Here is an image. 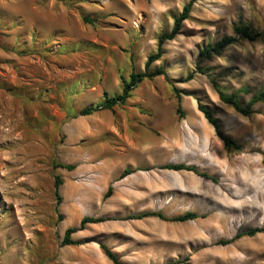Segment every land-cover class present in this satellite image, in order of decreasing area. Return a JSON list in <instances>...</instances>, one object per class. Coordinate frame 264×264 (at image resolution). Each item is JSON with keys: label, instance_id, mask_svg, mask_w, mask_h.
<instances>
[{"label": "rangeland", "instance_id": "rangeland-1", "mask_svg": "<svg viewBox=\"0 0 264 264\" xmlns=\"http://www.w3.org/2000/svg\"><path fill=\"white\" fill-rule=\"evenodd\" d=\"M192 1L182 32L151 67L166 77L139 84L125 105L78 116L144 72ZM240 25L257 41L200 59ZM211 80L230 95L249 90L239 96L244 105L264 93V0H0V264H113L101 243L125 264H264V234L218 244L264 229V102L243 117L220 102ZM199 103L241 151L225 149ZM179 164L218 183L162 170ZM127 168L177 185L157 213L204 218L175 223L171 242L139 245L129 216L106 214L108 199L93 192ZM74 183L87 194L73 196ZM85 217L107 221L86 225L71 236L79 245L63 247Z\"/></svg>", "mask_w": 264, "mask_h": 264}, {"label": "trees", "instance_id": "trees-1", "mask_svg": "<svg viewBox=\"0 0 264 264\" xmlns=\"http://www.w3.org/2000/svg\"><path fill=\"white\" fill-rule=\"evenodd\" d=\"M194 4V1L190 2L186 6H184L182 13L174 19V25L170 33H164L160 36L158 39V46L157 51L150 55L146 61L145 64V70L142 73H132L130 75V81L127 82L124 79H122L123 84V91L122 94L119 96H115L112 98H108L107 96L104 98V102L99 105L97 108L89 107L81 110L78 114L80 117H88L93 115L94 113L102 110H113L118 105H125L127 100L131 97V93L134 89L137 88V86L144 81H152L157 77L164 76L166 77L165 71L162 70H155L151 71V67L154 63L160 61L163 57V47L167 42L173 41L181 32L183 29V24L189 20L190 15L192 13V6ZM84 22L87 24H92V21L89 19H84ZM235 35L236 37H226L223 38L220 42H218L215 45H207L204 47L200 53L199 57L201 60H211L215 56H219L222 51L232 45H235L239 40H245L250 42H255L260 37L259 35L254 34L251 29L247 26L240 25L235 29ZM202 74H204L202 72ZM191 79V78H190ZM211 83L213 84V87L215 91L217 92V95L219 97V100L222 104L225 106L231 108L235 113L243 116V117H249L251 114H253V108L258 103L264 102V93H259L258 95L254 96L249 100L247 104H243L239 96L241 94L246 95L249 94V90L241 89L237 92V94H227L224 89L214 80H211ZM198 110L200 113H202L206 119V121L209 123V125L214 129L216 137L222 142L225 149L227 150H235V151H241V146L238 142L233 140L230 136H227L223 131L221 127V121L215 116V113L210 109V107L199 103L198 104ZM65 170L72 172L75 170L76 167L74 166H66L63 167ZM162 170H168L173 172H190L195 174L196 176H199L203 179H206L208 181H211L215 184L218 183V179L215 177H212L208 175L207 173H202L197 167L195 166H188L186 164H179V165H166L162 167ZM137 171H142L140 169H133V168H127L125 169L122 174L120 175V179H124L129 175L134 174ZM62 182L60 179H56L55 181V189L58 190L60 186H62ZM57 194V192H56ZM113 194V189L110 187L108 189V192L105 195V199H109ZM147 218H157L163 222L166 223H186L191 221H196L200 218L198 214L196 213H186L182 216L175 217V218H167L162 213H143L140 215H134L129 216L126 220H143ZM107 220L103 218H91V217H85L82 219L80 223L79 228L74 229H68L65 233V237L62 243L63 247L67 246H76L79 245V243L74 242L71 240V236L79 231H82L86 225H96L106 222ZM259 234H264V229L255 228V229H248L246 231H242L238 233L233 239L228 241H220L218 244L220 245H229L237 240H240L242 238H254ZM100 248L102 252L105 254V256L113 263V264H125L121 261V258L117 253L112 251L108 246L105 244H100ZM176 264H184L181 262H178Z\"/></svg>", "mask_w": 264, "mask_h": 264}, {"label": "crops", "instance_id": "crops-1", "mask_svg": "<svg viewBox=\"0 0 264 264\" xmlns=\"http://www.w3.org/2000/svg\"><path fill=\"white\" fill-rule=\"evenodd\" d=\"M122 172L108 181V189L112 187L113 194L107 200L109 209L106 214L134 216L143 213H155L154 209L160 204L163 197L169 198L171 193L174 192L175 186H177L162 176L145 175V171H137L124 179H120ZM106 186L95 185L96 188L93 192L96 193V201L105 198L108 192ZM96 189H101L102 192L98 194ZM76 194H87V189L84 185L74 183L72 195L75 196ZM122 209L127 211L123 212ZM128 222L129 232L132 234L131 238L145 247H153L163 241L171 242V240H175L173 233L178 228L175 223H166L157 218L130 220Z\"/></svg>", "mask_w": 264, "mask_h": 264}, {"label": "bare ground", "instance_id": "bare-ground-1", "mask_svg": "<svg viewBox=\"0 0 264 264\" xmlns=\"http://www.w3.org/2000/svg\"><path fill=\"white\" fill-rule=\"evenodd\" d=\"M173 130H174V129H173ZM173 130H172V131H173ZM172 133H173V132H172ZM177 146H179V145H177ZM177 146H174V147H175V149H178V147H177Z\"/></svg>", "mask_w": 264, "mask_h": 264}]
</instances>
